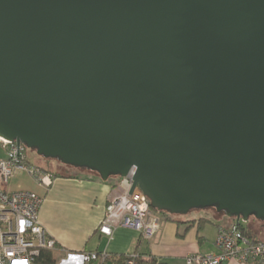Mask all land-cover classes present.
Listing matches in <instances>:
<instances>
[{
	"label": "water",
	"instance_id": "1",
	"mask_svg": "<svg viewBox=\"0 0 264 264\" xmlns=\"http://www.w3.org/2000/svg\"><path fill=\"white\" fill-rule=\"evenodd\" d=\"M0 140L264 229V0H0Z\"/></svg>",
	"mask_w": 264,
	"mask_h": 264
},
{
	"label": "crops",
	"instance_id": "2",
	"mask_svg": "<svg viewBox=\"0 0 264 264\" xmlns=\"http://www.w3.org/2000/svg\"><path fill=\"white\" fill-rule=\"evenodd\" d=\"M5 153V146L0 143V159L5 158ZM34 166L43 168L37 164ZM85 175L89 178H53L49 187H44L18 170L3 186L7 192L29 191L41 198L39 222L56 243V249L51 251L55 264H83L82 253L120 257L134 250L166 264H190L186 261L190 255L216 253L217 223H186L200 217L176 219L179 223L163 221L156 236L149 241L143 240L136 230L126 227L114 228L110 237L102 235L98 228L108 201L119 193V178L112 177L103 182L91 173ZM217 222L231 228L236 221L222 217ZM249 223H245V228L250 229L256 239L264 240L259 238L264 237L263 230ZM226 264L242 263L232 260Z\"/></svg>",
	"mask_w": 264,
	"mask_h": 264
},
{
	"label": "built area",
	"instance_id": "3",
	"mask_svg": "<svg viewBox=\"0 0 264 264\" xmlns=\"http://www.w3.org/2000/svg\"><path fill=\"white\" fill-rule=\"evenodd\" d=\"M5 146V158L0 159V264H34L41 251H54L55 241L39 222L41 198L29 191L7 192L3 189L15 171H23L38 184L47 187L53 179L31 164L25 154L26 147L0 140ZM132 173L120 180L119 193L108 201L98 231L110 237L114 228L134 229L146 241L159 231L161 220L149 207L146 196L132 186ZM241 221L231 228L218 229L214 247L216 253L193 254L190 264H226L235 260L242 264H264V240L251 239L238 229ZM236 227V228H235ZM106 254L82 253L83 264H101ZM137 255L129 253L123 264H138Z\"/></svg>",
	"mask_w": 264,
	"mask_h": 264
},
{
	"label": "trees",
	"instance_id": "4",
	"mask_svg": "<svg viewBox=\"0 0 264 264\" xmlns=\"http://www.w3.org/2000/svg\"><path fill=\"white\" fill-rule=\"evenodd\" d=\"M65 167H67L70 170H73V172L68 174V175H61V174L51 173L50 170H48L46 168H41V167H38V168L41 171H43L45 174L50 175L52 178L78 179V178H81V177H84V176L86 178H89L88 176L85 175V173L94 174V172L81 170L79 168H75V167L68 166V165H66ZM120 180L121 179L119 178L118 185L120 183ZM47 187H49V186H47ZM209 210L212 211L211 212L212 216H209V217L208 216H203V217L197 218V219H195L193 221L187 220L186 223H190V222H198L199 224H206V223L215 224V223H217V226H218L219 229L222 228V227H225L224 225H220L217 222V220L220 221V218H222L224 216L222 214L216 213L214 208L209 209ZM153 212H155L158 215V217L160 218V220L162 222L164 221V222H176V223H179V222L175 221L176 219H175V217L173 215H171V214H169L167 212L156 211V210H153ZM230 220L233 221L235 219H230ZM249 222L257 223V224H259V228L263 229L261 223L255 221L253 219H251ZM245 226H246L245 223L244 224H239L238 229L240 231H242L247 237H249L251 239H256V237L253 234V232L250 229H246ZM225 228H227V227H225ZM132 253H134V254H136L138 256L137 257L138 264H166L165 261H163V260L157 259V258L152 257V256L141 255L135 250ZM125 258H126V255L120 256V257H112L110 255H107L106 258L104 259V261L101 264H123ZM34 264H55V259H54L53 253L51 251H45V250L41 251L40 254L36 257V259L34 261Z\"/></svg>",
	"mask_w": 264,
	"mask_h": 264
},
{
	"label": "rangeland",
	"instance_id": "5",
	"mask_svg": "<svg viewBox=\"0 0 264 264\" xmlns=\"http://www.w3.org/2000/svg\"><path fill=\"white\" fill-rule=\"evenodd\" d=\"M25 154H26L29 162H32V163L37 164L39 166H42L43 168H46V169L50 170L51 173L61 174V175H68V174L73 172V170L68 169L67 167H65L62 164H59L55 160H49L48 161L46 159H42L40 156H38L36 154L35 151H31L30 152V150L27 149V148H26ZM211 212L212 211H209V210H207V211L206 210H200L199 212L192 211V212H190L187 215H180V216L174 215V217H175V219L196 218V217H201V216H208L209 217V216H212ZM250 223H249V225H250ZM251 226L259 230V227H258L259 224H257V223H251ZM262 234H264V230L262 231ZM259 238L263 239L264 237L261 236Z\"/></svg>",
	"mask_w": 264,
	"mask_h": 264
}]
</instances>
